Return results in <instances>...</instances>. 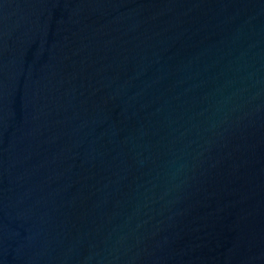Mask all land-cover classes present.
<instances>
[{
    "label": "water",
    "instance_id": "water-1",
    "mask_svg": "<svg viewBox=\"0 0 264 264\" xmlns=\"http://www.w3.org/2000/svg\"><path fill=\"white\" fill-rule=\"evenodd\" d=\"M0 264H264V0H0Z\"/></svg>",
    "mask_w": 264,
    "mask_h": 264
}]
</instances>
